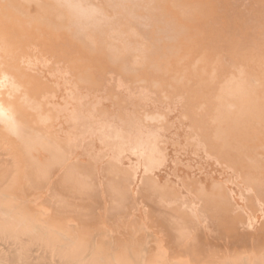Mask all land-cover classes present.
I'll return each mask as SVG.
<instances>
[{
  "label": "bare ground",
  "instance_id": "6f19581e",
  "mask_svg": "<svg viewBox=\"0 0 264 264\" xmlns=\"http://www.w3.org/2000/svg\"><path fill=\"white\" fill-rule=\"evenodd\" d=\"M246 1L0 0V264H264Z\"/></svg>",
  "mask_w": 264,
  "mask_h": 264
},
{
  "label": "rangeland",
  "instance_id": "374dc122",
  "mask_svg": "<svg viewBox=\"0 0 264 264\" xmlns=\"http://www.w3.org/2000/svg\"><path fill=\"white\" fill-rule=\"evenodd\" d=\"M230 1L232 2V0H230ZM236 1L238 2V0H236ZM245 1H246V0H245ZM245 1L240 0V2H241L242 5H243V3H245ZM234 2H235V0H234ZM237 2H236V3H237ZM242 2H243V3H242ZM247 2H250L247 8L244 7V6H246L245 4H244V6H242V5H238V3H237L238 8H242L243 10H245V11L248 10L247 12H250L251 9H252V6H253V7L256 6V7H258L257 9H259V8L261 7V5H262V4H259V3H258L259 5H258V4L255 2V3L258 5V6H257V5H255V3L253 4L251 0H249V1L247 0L246 3H247ZM232 3H233V2H232ZM262 6H263V5H262ZM236 7H237V6H236V4H235L234 8H236ZM245 8H246V9H245ZM248 8H249V9H248ZM249 10H250V11H249ZM263 10H264V8H263Z\"/></svg>",
  "mask_w": 264,
  "mask_h": 264
}]
</instances>
